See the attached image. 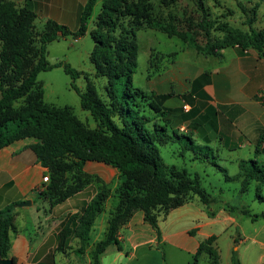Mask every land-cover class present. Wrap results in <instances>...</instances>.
Here are the masks:
<instances>
[{"label": "trees", "instance_id": "16d2710c", "mask_svg": "<svg viewBox=\"0 0 264 264\" xmlns=\"http://www.w3.org/2000/svg\"><path fill=\"white\" fill-rule=\"evenodd\" d=\"M176 1L160 0V3L168 7ZM97 2L87 0L77 29L47 19L44 31L37 34L34 10L27 6L19 8L10 0H0V149L21 138H34L30 147L49 171V180L38 196L48 198L52 204L66 200L91 181L99 180L84 171L88 160L112 165L124 177L115 191L118 203L110 214L106 236L92 250L93 264H101V255L109 245L116 244L122 249L118 239L120 228L135 211L142 210L145 220L160 236V219L172 209L194 198L207 206L213 201L198 174L193 176L185 167L167 164L162 159L160 145L170 141L179 142L184 153L191 150L200 154L204 147L171 127L169 112L159 104V95L134 85L138 31L162 30L203 54L220 56L222 48L238 45L242 49L254 48L264 55V28H254V17L249 20L248 30L222 23L220 28L224 35L213 38L214 25L206 14L199 24L207 39L202 44L197 38L198 31L181 32L173 21L155 15L153 0H103L95 26L89 29V18ZM88 32L94 40L90 58L95 75L106 78L104 94L86 72L68 63L51 64L47 59L49 42L63 36L78 39ZM178 54L179 51L156 50L150 60L156 67L155 72L168 67L160 65L161 62H175ZM58 65L73 79L82 74L87 77L84 90L73 81L71 85L80 95L81 107L93 116L95 127H88L70 106L59 107L44 100L38 75ZM263 141L264 135L257 142L256 151L264 150ZM250 162L252 165H248ZM240 168L244 174L242 192L247 191L252 179L264 180V168L256 159L241 161ZM110 195L111 189L103 183L81 211L65 218L58 234L57 252L65 253L68 248H74L70 242L76 241V256H84L96 217L104 210ZM13 209V204L0 209V259L10 258V231L16 228ZM245 212L253 219L258 216ZM215 241L216 236L212 235L199 242L194 264H199L202 253L207 255L210 264H220ZM231 261L242 264L236 250L232 252Z\"/></svg>", "mask_w": 264, "mask_h": 264}, {"label": "crops", "instance_id": "0c3cea01", "mask_svg": "<svg viewBox=\"0 0 264 264\" xmlns=\"http://www.w3.org/2000/svg\"><path fill=\"white\" fill-rule=\"evenodd\" d=\"M86 2L28 0L26 3L38 17L41 15L45 20L53 19L66 25L67 19L71 17L79 21ZM262 5L264 0L260 1L259 11L257 9L253 25L256 29L264 28L263 19L260 22V25L263 23L261 28L256 26L260 18H264ZM77 28L72 26V30ZM186 48L189 50L190 47ZM246 50L238 45L228 46L220 50V56L195 50V62L192 63L179 60L178 54L177 60L163 74L149 79L146 90L160 96L159 104L169 112L172 128L191 136L198 145L204 147L200 154L190 150L191 160L206 162L210 158L209 152L216 153L223 165L233 164L239 168L238 173L230 175L229 168L221 166L231 176H226V180L241 183L244 178L241 161L256 159L258 165L264 168V150L256 151L257 142L264 135V57L254 48ZM91 51L88 52L89 56ZM32 142V137L21 138L0 149V209L14 205L16 227L10 231L9 256L14 259V264H93L92 250L106 236L110 214L116 207L110 204V200L124 177L112 165L88 160L84 164V171L99 180L91 181L66 200L52 204L48 198L38 196L45 188V177H49V171L38 161L30 147ZM261 147H264V141ZM253 182L262 191L259 197L264 201V180L254 178L250 184ZM103 183L111 189V195L104 210L96 217L86 253L82 257L76 256V241L70 242L74 248H68L65 253L57 252L62 222L69 214L81 211ZM210 196L213 201L207 210L198 205L199 199H192L172 209L160 219V236L156 228L145 220L143 211H135L120 228L118 239L123 245L119 254H123L127 241L136 251L144 246H159L170 242L196 252L199 241L191 235L192 230H196L203 239L216 236L215 246L218 249L216 243L222 233L229 231L228 251L231 257L236 250L242 264H246L244 257L247 264H264V210L256 213L244 208V217H238L233 213L234 206H229L227 201L222 202L221 206H213L215 198ZM25 200H30L31 204H20ZM246 210L258 216L253 219ZM186 215L193 216L191 226L181 222ZM168 220L171 226H164ZM245 220H250L251 224L246 226ZM230 226L236 228V236L229 230ZM249 239L254 244L252 255L248 245L242 246ZM237 240L239 242L235 244ZM111 248H117L116 244L109 245L101 255V264H112L104 262V255ZM126 253L131 254L129 251ZM67 254L69 257L64 259Z\"/></svg>", "mask_w": 264, "mask_h": 264}, {"label": "rangeland", "instance_id": "374dc122", "mask_svg": "<svg viewBox=\"0 0 264 264\" xmlns=\"http://www.w3.org/2000/svg\"><path fill=\"white\" fill-rule=\"evenodd\" d=\"M10 1H13L19 8L24 6L30 8L26 3L28 0ZM102 2L103 0H99L95 5L93 14L89 18V29L95 26V20L101 9ZM153 4L155 15L173 21L181 32L186 30L198 31V41L204 44L207 39L200 29L201 27L199 28V24L205 19L206 14L214 25L212 27L213 38L222 37L224 35V31L220 28L222 23H228L242 30H248L250 28L249 20L251 17L257 18V9L259 8L260 0H177L168 7L161 5L160 0H153ZM262 8H264V5H262ZM43 18L44 17H41V15H39V17L37 15L34 21L35 32L37 34L44 31L46 20ZM261 19H263L264 22V18H260L258 21L259 23L256 25L259 28L263 25V23L260 25ZM66 22L65 24L71 29L72 26L78 27L79 25V21L73 20L72 17L71 19H67ZM80 38L82 40L76 41L72 36H63L49 42L47 45V59L51 64H56L58 62L68 63L73 68L86 72L88 77L95 82L99 92L104 94L106 78L97 77L95 75L94 64L88 55V52H90L94 46V40L89 32ZM138 43V68L133 74V82L134 85L144 90H147L151 77L163 74L167 68L155 72L156 67L152 66L150 60L152 54H154L156 50L165 53L179 51V60L183 59L184 62L192 63L195 58V50L193 48L187 50L183 40L177 36H170L164 31L155 28L139 30ZM196 64L199 65L197 62ZM160 65L170 67L171 63L163 61ZM38 79L42 83L44 100L47 103L59 107L70 106L73 112L88 127H95L96 122L93 116L89 111L81 107L80 95L71 85L73 81L80 90H84L87 84V77L84 74L73 79L71 75L64 70L63 66L58 65L48 70H42L38 75ZM181 146L179 142H169L160 145V154L163 161L167 164H176L179 167H185L193 176L198 174L202 186L215 198L213 206H221L222 202L227 201L229 206H234L235 209L233 213L242 218L244 217V215H242V209L244 208L256 213H261L264 210V201L258 196V193H262V191L257 189L256 182L251 183L246 192H242L241 182L226 180L227 171L221 166L229 168L228 173L230 175L239 172L238 166H234L233 164H228L227 166L223 165L216 156V153L213 152H209L210 158L206 162L191 160L192 155L190 150L184 153L182 152ZM248 165H252V163L250 162ZM197 201L199 203L198 205H201L202 208L207 210L208 206L201 200ZM117 203L118 197L114 194L110 200V204L115 207ZM192 218V215H186L182 218L181 222L183 225L186 224L191 226V224H193L191 221ZM245 221L244 224L246 226L251 224L250 220ZM165 223L164 226H171L169 220ZM235 229L234 226H230L229 228L236 236ZM228 233L229 231H224L216 243V245L219 246L220 264H233L231 255L228 251ZM191 235L195 236L199 242L203 239L197 234V231ZM250 241L249 239L242 243V246L248 245L250 255H252V253H254V244L250 243ZM238 242L239 240H237L235 244ZM125 244L122 255L119 254L120 249L118 247L111 248V250L104 255V262H112V264H194L195 253L197 252L186 250L178 244L170 242L162 243L159 246H144L137 251L132 249L128 241ZM121 245H123V243H121ZM126 251H129L132 255H128ZM66 256L69 257L67 254L64 256V259ZM244 261H246L247 264L248 261L245 257ZM199 264H210V260L205 253L199 256Z\"/></svg>", "mask_w": 264, "mask_h": 264}, {"label": "water", "instance_id": "95a60500", "mask_svg": "<svg viewBox=\"0 0 264 264\" xmlns=\"http://www.w3.org/2000/svg\"><path fill=\"white\" fill-rule=\"evenodd\" d=\"M20 204H31L30 200H25L21 202ZM0 264H14V259L12 258H2L0 259Z\"/></svg>", "mask_w": 264, "mask_h": 264}, {"label": "built area", "instance_id": "2783aa9c", "mask_svg": "<svg viewBox=\"0 0 264 264\" xmlns=\"http://www.w3.org/2000/svg\"><path fill=\"white\" fill-rule=\"evenodd\" d=\"M245 51H247V50L245 49ZM263 57H264V55H263ZM184 107L186 108V107H187V105H185ZM45 180H46V181H48V180H49V177H48V176H46V177H45Z\"/></svg>", "mask_w": 264, "mask_h": 264}]
</instances>
